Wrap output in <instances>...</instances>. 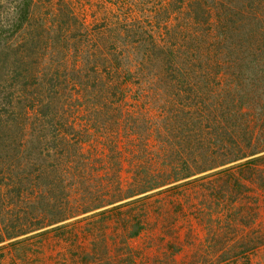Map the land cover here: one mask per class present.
<instances>
[{
    "label": "trees",
    "instance_id": "1",
    "mask_svg": "<svg viewBox=\"0 0 264 264\" xmlns=\"http://www.w3.org/2000/svg\"><path fill=\"white\" fill-rule=\"evenodd\" d=\"M82 1L0 13V264L50 237L67 264H138L149 202L201 174L210 210L258 220L264 0Z\"/></svg>",
    "mask_w": 264,
    "mask_h": 264
},
{
    "label": "rangeland",
    "instance_id": "2",
    "mask_svg": "<svg viewBox=\"0 0 264 264\" xmlns=\"http://www.w3.org/2000/svg\"><path fill=\"white\" fill-rule=\"evenodd\" d=\"M15 2L0 0V13L4 12L5 16ZM82 2L87 5L86 0ZM40 8L46 10L44 5ZM90 8L87 5V9ZM258 95L264 97L262 91ZM263 108L260 106L264 116ZM197 178L149 202L154 229L133 242L140 254L138 264H264V198L258 220L253 219L251 206L245 205L246 224L242 221L231 224L222 209L216 213L214 208L210 210L212 202L207 188L216 177L201 174ZM159 208L169 220L158 217ZM244 208L239 205L234 210ZM173 219L176 222L171 224ZM243 246L249 250L242 251ZM7 247L2 264H67L68 247L53 237L42 243L39 240L27 242L20 248ZM227 255L230 256L224 257Z\"/></svg>",
    "mask_w": 264,
    "mask_h": 264
}]
</instances>
